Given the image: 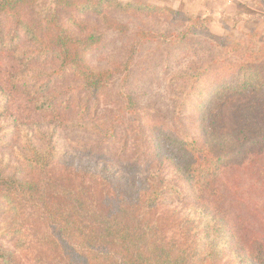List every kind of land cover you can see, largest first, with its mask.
Listing matches in <instances>:
<instances>
[{"label":"trees","instance_id":"16d2710c","mask_svg":"<svg viewBox=\"0 0 264 264\" xmlns=\"http://www.w3.org/2000/svg\"><path fill=\"white\" fill-rule=\"evenodd\" d=\"M37 2L0 0V58L13 65L1 77L6 85L0 91L6 102L19 96L54 124L66 122L61 110L72 105L52 91L58 80L74 76L99 104L117 77L123 76L124 85L131 77L134 51L107 68L90 64L88 55L104 33L87 15L120 34L129 26L111 19L109 9L170 16L194 31L204 28L182 9L141 0H53L55 9L43 17L35 14ZM202 34L225 46L237 62L197 77L204 81L203 87L197 81L194 92L196 136L181 139L148 119L141 122L157 164L181 187L149 190L96 165L65 159L53 147L30 143L16 164L0 168L5 221L0 222V264H264V216L240 198L258 163L251 157L261 160L264 153V44L233 41L205 28ZM138 36L147 41L174 37L151 30ZM247 96L251 100L237 107L243 125L223 131L225 108L233 98ZM119 97L135 106L129 94ZM95 106L81 100L77 114L85 129L103 131ZM118 124L110 123L107 135Z\"/></svg>","mask_w":264,"mask_h":264},{"label":"rangeland","instance_id":"374dc122","mask_svg":"<svg viewBox=\"0 0 264 264\" xmlns=\"http://www.w3.org/2000/svg\"><path fill=\"white\" fill-rule=\"evenodd\" d=\"M120 1L126 4L134 0ZM141 2L158 8L182 9L188 18L199 20L202 27L215 36H228L245 44H264V0ZM35 9V14L43 17L53 12L55 6L53 0H38ZM107 12L111 19L127 24L129 31L120 34L109 30L95 15H87V20L98 25L104 33L102 42L88 55V60L96 68H107L112 63L125 61L134 51L128 83L124 85L123 76L117 77L97 104L80 88L74 76L58 80L52 91L57 90L62 99L72 101L70 109L61 110L67 115L63 124L50 123L19 96L6 102L0 91V138L5 141L0 144V168L16 164L20 152L32 143L41 148L53 147L65 159L96 165L105 172L116 173L127 183L149 190L181 187L172 174L157 164L148 143L149 134L141 122L148 119L181 139L195 137L194 92L199 87L197 81L201 79L200 87L204 81L197 77L207 70L229 68L236 64L237 57L210 36L202 34L204 28H200L201 32L194 31L183 19L129 16L113 9ZM148 30L174 37L166 41L141 40L138 33ZM12 67L8 58H0V79ZM0 85L6 84L0 82ZM120 93L129 94L135 106L123 101ZM81 100L96 105L105 130L101 131L100 126L95 129L82 126L84 122H80L81 116L77 114ZM250 100L249 96L233 98L224 110L223 131L234 132L243 125L237 107ZM129 109L132 112L135 109L136 113L132 114ZM112 122V127L119 124L107 135ZM251 159H257L258 163L242 186L241 203L251 205L256 214L264 216V153L261 160L256 155ZM1 221L5 222L0 215Z\"/></svg>","mask_w":264,"mask_h":264}]
</instances>
